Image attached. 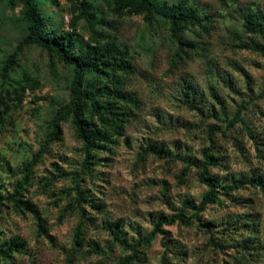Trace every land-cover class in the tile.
Segmentation results:
<instances>
[{"label":"rangeland","instance_id":"obj_1","mask_svg":"<svg viewBox=\"0 0 264 264\" xmlns=\"http://www.w3.org/2000/svg\"><path fill=\"white\" fill-rule=\"evenodd\" d=\"M151 1L155 13L146 16L121 8L117 0H35L45 34L74 31L73 54L97 41L126 52L132 69L115 73L122 92L134 100L112 162H102L91 178H76L90 199L83 207L96 220H84V245L75 252L73 234L81 219L68 207L67 191L74 186L69 172L78 173L82 156L69 117L61 124L62 140L46 145L49 121L69 104L73 68L38 46H23L18 63L2 77L6 59L27 31L23 5L0 0V193L11 191L23 165L45 151L24 196L40 210L52 238L38 237L31 214L0 206V244L15 236L27 244L25 253L0 264H117L127 253L112 242L108 222L121 221L136 241L159 216L178 214L184 201L199 204L207 190L198 179L199 163L211 130L218 166L209 173L216 183L264 176V56L247 48L264 47V41L244 27L247 16L264 17V0ZM178 6L192 9L199 21L174 34L164 13ZM84 80L95 84L91 75ZM242 104L244 124L228 126ZM231 195L208 206L200 222L162 226L167 234L154 236L138 264H264V193L246 184ZM193 212L185 210L187 216Z\"/></svg>","mask_w":264,"mask_h":264},{"label":"trees","instance_id":"obj_2","mask_svg":"<svg viewBox=\"0 0 264 264\" xmlns=\"http://www.w3.org/2000/svg\"><path fill=\"white\" fill-rule=\"evenodd\" d=\"M16 2L23 5V19L26 23L27 33L6 59L1 76L6 77L7 73L18 63L21 48L31 45L40 47L50 57L56 58L63 65L73 68L69 104L60 107L56 115L49 121L51 131L46 145L62 140L61 124L66 122L69 117L75 128L82 156L78 173L69 172L74 186L67 191L68 195H72V202L68 207L77 211L81 219L73 234L74 251L76 252L84 245V220L90 222L96 220L83 207V204H88L90 199L83 196L84 191L77 183L76 178L79 174L91 178L95 171L97 172V168L103 165L102 162H112L115 149L124 136L128 120L131 117L128 102L134 100L130 94L122 92V80L119 76H115V73L119 71L123 75H128L132 72V69L127 60L126 52L117 51L112 45L101 47L97 41L92 44L87 43L83 53L73 54L71 48L76 36L73 33L74 31L71 30L62 35L51 37L45 34V27L35 0H9L12 6ZM117 3L121 8H129V11L133 14L145 12L146 16H151L155 13L151 0H117ZM164 16L168 18L171 31L174 34L183 30L186 25L199 21L198 15L186 6H178L172 12L164 13ZM73 27L74 22L71 23V28ZM244 27L247 32L260 35L264 41V17L249 15L245 19ZM247 48L264 56V47L260 45L250 44ZM85 75H91L95 84L89 81L85 82ZM107 75L108 78H106ZM211 91L215 101L222 107L223 104L215 94L214 89H211ZM244 108V104L237 108L233 117L227 121L228 126L232 127L238 122L242 125L244 124L241 116V110ZM212 117L215 120H219V117L215 114ZM214 131H210V144L202 150L203 161L199 163L201 171L198 179L207 187V190L197 206L192 201H184L178 214L170 218L159 216L153 224L152 231L146 236L140 235L136 241H131L126 236L122 230L121 221L118 220L106 224V229L110 237H112V242L127 253L118 260L117 264L140 263L143 259L145 248L150 244L154 236L156 234L162 236L167 234L162 226L171 225L174 222L190 226L191 220L200 222V214L208 206L221 204V198L230 199L232 192L242 189L246 184L258 187L264 193L263 175L252 178L245 177L229 186L216 183V178L209 173L210 168L218 166V157L213 152L214 141L212 134H214ZM152 150L157 153L168 154V151L163 148H152ZM43 152L45 151L41 150L40 153L33 157L31 162L23 165L22 177L13 184L11 191L4 195L0 193V206H8L20 215L31 214L36 221L38 237L51 242V235H49V230L40 210L24 196L26 187L31 179L32 168L39 163ZM50 182L51 180H48L46 183L49 185ZM90 208L99 211L103 210L102 207L95 204H91ZM186 209H193L194 212L187 216L185 214ZM203 227L208 228V225H203ZM92 244L93 250L99 253V245L96 243ZM26 246V242L20 237L9 238L6 243L0 244V260H13L14 253L26 252L24 251ZM71 257L72 255H69V258Z\"/></svg>","mask_w":264,"mask_h":264},{"label":"built area","instance_id":"obj_3","mask_svg":"<svg viewBox=\"0 0 264 264\" xmlns=\"http://www.w3.org/2000/svg\"><path fill=\"white\" fill-rule=\"evenodd\" d=\"M67 21V19H65Z\"/></svg>","mask_w":264,"mask_h":264}]
</instances>
